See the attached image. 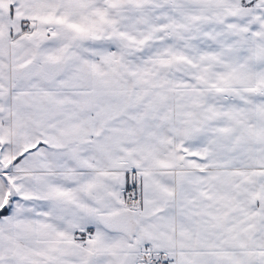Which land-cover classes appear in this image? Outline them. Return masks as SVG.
<instances>
[{
	"label": "snow or ice",
	"instance_id": "6c2138e0",
	"mask_svg": "<svg viewBox=\"0 0 264 264\" xmlns=\"http://www.w3.org/2000/svg\"><path fill=\"white\" fill-rule=\"evenodd\" d=\"M0 264H264V0H0Z\"/></svg>",
	"mask_w": 264,
	"mask_h": 264
}]
</instances>
